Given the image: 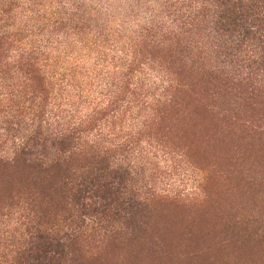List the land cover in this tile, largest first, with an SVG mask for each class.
I'll list each match as a JSON object with an SVG mask.
<instances>
[{
	"label": "rangeland",
	"instance_id": "rangeland-1",
	"mask_svg": "<svg viewBox=\"0 0 264 264\" xmlns=\"http://www.w3.org/2000/svg\"><path fill=\"white\" fill-rule=\"evenodd\" d=\"M209 1L0 0V264L27 223L96 218L122 232L83 231L77 264H264V69L177 64L210 49ZM37 104L47 135L75 125L127 170L85 210L78 179L43 191L4 164Z\"/></svg>",
	"mask_w": 264,
	"mask_h": 264
},
{
	"label": "trees",
	"instance_id": "trees-1",
	"mask_svg": "<svg viewBox=\"0 0 264 264\" xmlns=\"http://www.w3.org/2000/svg\"><path fill=\"white\" fill-rule=\"evenodd\" d=\"M212 7V10L208 9L211 11L209 32L211 36L206 35L211 39L210 49L206 55L202 54L203 57L197 55L194 59L188 58L189 52L185 56L181 53L183 50L177 52V55L186 58L177 63L179 68L187 63L194 66L199 59L209 58L218 66H228L232 70L238 66L249 69L253 64L256 69H264V0H210L208 8ZM166 37L167 35H164V38ZM175 43L177 44V41ZM250 45L254 48L249 55L247 48ZM244 62L250 63L244 65ZM41 111H44V106L40 104L31 111L30 121L34 124L31 136L28 138L13 136L15 140L12 142L10 161L4 164L11 167L10 171L14 175H21L22 182L27 181L43 191H50L56 187L62 190L71 184V178L74 177L73 182L78 179L71 194L73 199L69 203L74 204L77 210H85L88 203L94 204L97 190L110 184L119 186L118 178L127 170L125 167L123 170L113 168L105 153L99 154L91 151L89 146H82L80 133L84 130L74 127L75 125H68L53 135H47V129L44 131L41 126L47 125V121L44 119L43 123L42 114H36ZM46 148L52 149L53 152L47 154L44 152ZM117 190L116 188L115 191ZM102 198L104 197L99 199ZM120 209L124 211L128 221H133L135 216L142 217L143 209H137L131 204ZM43 217H46L45 214ZM96 220L97 223L90 226L83 222H65L66 220L56 223H27L28 242L20 252H17L13 264H77L76 249L73 247L79 240L84 239L83 231L104 234L122 232L119 226H102L106 220L99 218ZM126 224L127 222L122 228L133 225V222H128V226Z\"/></svg>",
	"mask_w": 264,
	"mask_h": 264
}]
</instances>
